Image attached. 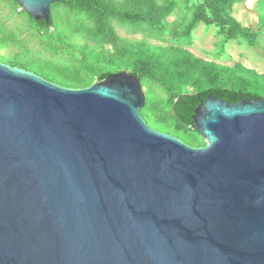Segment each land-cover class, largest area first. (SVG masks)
I'll return each mask as SVG.
<instances>
[{
  "label": "water",
  "instance_id": "1",
  "mask_svg": "<svg viewBox=\"0 0 264 264\" xmlns=\"http://www.w3.org/2000/svg\"><path fill=\"white\" fill-rule=\"evenodd\" d=\"M50 24L51 4L14 0ZM140 80L67 87L0 61V264H264V99L208 94L192 146Z\"/></svg>",
  "mask_w": 264,
  "mask_h": 264
},
{
  "label": "trees",
  "instance_id": "2",
  "mask_svg": "<svg viewBox=\"0 0 264 264\" xmlns=\"http://www.w3.org/2000/svg\"><path fill=\"white\" fill-rule=\"evenodd\" d=\"M10 1L21 8L14 0ZM243 1L202 0L195 5L183 36L187 37L199 22H203L216 26L225 40L243 38L253 44L257 35L231 15L233 5ZM57 4L61 12L57 17L51 12L50 24L35 21L20 10L33 25L51 30L41 43L46 51L57 57L44 60L46 66L42 67L44 75L41 76L48 80L76 88L88 86L94 79H104L112 72L129 71L140 82L150 81L165 89L169 112L179 123L177 131L192 128L194 109L208 94L229 102L255 97L264 99V74L240 63L225 66L205 60L181 43L151 46L145 40H129L117 35L115 23L129 33L163 41L164 20L175 10V0H62ZM56 20L63 22L65 27L59 28ZM76 38L84 42L76 43ZM12 39L2 25L0 46ZM90 40L93 46L88 45ZM65 50L74 61L72 66L61 58ZM158 109L155 99H150L139 113L151 118Z\"/></svg>",
  "mask_w": 264,
  "mask_h": 264
},
{
  "label": "rangeland",
  "instance_id": "3",
  "mask_svg": "<svg viewBox=\"0 0 264 264\" xmlns=\"http://www.w3.org/2000/svg\"><path fill=\"white\" fill-rule=\"evenodd\" d=\"M175 1V10L164 20L166 30L163 34V41L146 38L143 34L129 33L123 26L115 23L117 35L129 40H145L151 46L181 43L195 56L205 60L225 66L240 63L244 67L255 70L258 74H264V0L237 2L231 11V15L242 26L248 27L257 35L251 45L243 38L225 40L218 33L216 26L206 25L203 22H199L187 37L183 36L184 30L191 20L195 5L202 0ZM50 8L54 17L59 16L60 10L57 2L52 3ZM20 10L21 8L11 3L10 0H0V27L3 25L7 34L13 37L10 43L0 46V61L44 75L42 72V67L46 66L44 60L57 58L56 55L46 51L41 44L42 40L51 34V30L33 25ZM56 25L61 28L63 22L56 20ZM75 41L79 44L84 42L83 39L79 38H76ZM87 43L91 46L94 44L91 40ZM107 48L110 47L107 46ZM61 58L71 66L74 63L68 50L62 52ZM93 82H96V79ZM141 86L145 95V102L148 104L150 99H155L160 108L151 118L142 112L140 113L148 126L174 135L189 145H205V139L194 128L176 130L179 123L174 114L169 112L168 94L164 88L150 81L141 82ZM144 113L148 114V111H144ZM191 142L193 143L191 144Z\"/></svg>",
  "mask_w": 264,
  "mask_h": 264
}]
</instances>
